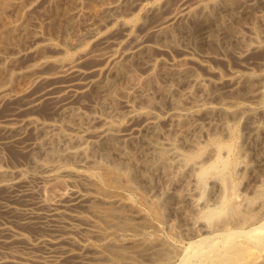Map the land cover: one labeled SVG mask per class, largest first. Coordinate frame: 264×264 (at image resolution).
<instances>
[{
	"label": "bare ground",
	"instance_id": "bare-ground-1",
	"mask_svg": "<svg viewBox=\"0 0 264 264\" xmlns=\"http://www.w3.org/2000/svg\"><path fill=\"white\" fill-rule=\"evenodd\" d=\"M83 1L75 0L68 9L65 0H48L42 17L59 18L60 7L73 22L83 13ZM208 1L109 0L74 30L70 23L62 24L68 21L63 15L57 25L34 17L20 25L23 41H10L11 46L19 43L9 52L0 50L3 81L33 75L28 90L19 95L0 79V264H120L117 259L138 253L152 254L161 264H264V155L257 167L248 165L251 176L241 190L233 171L245 162L236 160L241 150L229 121L240 115L252 126L256 122L252 108L237 99L255 97L264 79V55L249 62L250 54L264 47V0H217L214 5L210 0L211 12ZM253 13L262 20V30L255 23L246 33L236 27L241 22L237 17ZM191 17L195 23L187 22ZM200 38L233 45L242 72L235 68L223 76L205 56L195 57L193 46ZM250 65L259 68L257 75L243 72ZM45 104L52 111L39 116ZM164 119L168 127L161 130ZM214 129L233 140L222 141ZM54 144L63 147L54 150ZM10 148L26 162L11 159ZM154 168L168 179L180 176L186 188L200 189L211 179L217 187L213 206L204 203L208 199L201 205L190 188L174 194L175 201H191L195 213L187 220L190 241L176 255L160 251L146 234L145 239L136 237L148 226L146 214L119 193L134 191ZM60 180L67 185L54 192ZM138 196L156 219H163L161 206L170 198ZM118 230L128 236L124 243L115 241ZM174 256L177 260H170Z\"/></svg>",
	"mask_w": 264,
	"mask_h": 264
},
{
	"label": "rangeland",
	"instance_id": "rangeland-1",
	"mask_svg": "<svg viewBox=\"0 0 264 264\" xmlns=\"http://www.w3.org/2000/svg\"><path fill=\"white\" fill-rule=\"evenodd\" d=\"M69 1H70V3H69ZM73 1V2H72ZM74 1L75 0H65V2L67 3V6H68V9H69V7L71 6V3L72 4H74ZM107 1H109V0H84L83 2V13L82 14H80V15H76L75 17H74V21L72 22V19H70L69 18V16L68 15H66V13L68 12V10H67V6H66V3H63V4H61V6H63L64 8H63V10L65 11V10H67V12L65 11L64 12V14L62 13L63 11H62V8H60L59 7V10H60V12L58 11V15H57V17H61L62 15L65 17V19H68V21L66 20L65 22H67V23H65V22H62V24H64V25H68L69 23L71 24H69L68 26H69V29L70 30H74V28H75V26L76 25H78L80 22H83L85 19H86V17H87V15H90L92 12H96V11H98L102 6H103V4L105 3V2H107ZM210 1V0H209ZM208 1V2H209ZM213 1V0H212ZM212 1H210V2H212ZM216 1L217 0H214L212 3H213V5L216 3ZM6 2V4L7 5H5L4 3ZM47 2H48V0H13V2H12V0H1L0 1V6H1V8H0V50H2L3 51V49H4V51L3 52H5V50H6V52H9V51H11L12 50V47H14V45L16 44V43H19V41L20 40H22L23 38H21L20 36H19V30H20V25L23 23V22H30V20L28 21V19H33L34 17H38V18H41V20L40 21H45L46 22V24L45 25H57V19H59V18H56L55 20H54V17H53V19H47V20H45V15H44V17H42L43 15V13H44V9H43V6H45L46 4H47ZM209 2V10H210V12H211V9H212V11H213V6H212V3H210ZM232 2L234 3V4H236V3H238L237 2V0H232ZM17 3L19 4V5H17ZM171 3V2H170ZM169 4V3H168ZM2 5H4V8H3V6ZM66 6V8H65V6ZM70 5V6H69ZM5 6H8V7H5ZM212 6V7H211ZM263 7V6H262ZM262 7H260L259 9L260 10H262L263 8ZM42 9H43V12H42ZM7 10V11H6ZM263 11H264V9H263ZM8 12V13H7ZM41 13V14H40ZM49 12L47 11V14H48ZM45 14H46V11H45ZM59 14H60V16H59ZM68 14V13H67ZM254 14V15H253ZM253 14H251V15H248V14H246L245 16L244 15H241L239 18L237 17L236 18V20L238 21V22H240L239 20H241V22L240 23H237L236 22V20L235 19H233V21L231 20V23H234V22H236L237 23V25H236V27L238 26V29H242L241 31L242 32H247V26L248 25H255L256 24V26L258 25V27L260 28V29H258V30H262L261 28H263V23H262V20L261 19H259V21H257L258 20V18H257V15L255 14V13H253ZM36 15V16H35ZM38 15V16H37ZM68 16V17H67ZM44 20H43V19ZM254 18H256V20L254 19ZM4 20V21H3ZM48 20H49V22H48ZM53 20V21H52ZM57 20V21H56ZM140 20H142L141 18H140ZM193 22H192V21ZM254 20L256 21V22H254ZM56 21V22H55ZM185 21V22H184ZM189 21V23L191 24V23H195L196 22V20H195V18L194 17H191V18H189V20H187V22ZM253 21V22H252ZM8 22H10V23H8ZM55 24H54V23ZM183 22L184 23H186V20L184 19L183 20ZM183 22H181V24H184ZM251 22V23H250ZM40 23V22H39ZM255 23V24H254ZM24 24H26V23H23V25ZM28 25H31V24H33V21L31 22V23H27ZM42 24V23H41ZM61 24V25H62ZM19 25V26H18ZM22 25V26H23ZM44 25V24H43ZM21 26V27H22ZM32 26V25H31ZM30 26V27H31ZM19 27V28H18ZM53 29L55 28V27H52ZM51 27H50V29H52ZM52 29V32L54 31ZM10 30V31H9ZM55 32V31H54ZM8 33H10V34H8ZM20 37V38H19ZM201 39V38H200ZM14 40H19V41H15V43H14V45H13V43H12V46L10 45L11 44V42H13ZM204 40V41H203ZM11 41V42H10ZM23 41V40H22ZM21 41V42H22ZM202 41V42H201ZM216 41V43L214 42V41H210L209 43H208V41H206L205 39H201V40H199V42L198 43H196L195 44V47L193 46V44L190 42V44L193 46V48L195 49L194 51H195V57H204L205 56V58H207L208 59V62H209V64L210 65H212V67H214L216 70H217V72L219 73V74H221V75H223V76H225V73H226V75H227V73L232 69V70H240V71H237V73H240V72H242V70L240 69V67L236 64V60H235V58L233 57V54L231 53V51L235 48L233 45H232V48L229 46V48H231V50L228 48V46L226 45V43L224 42V44H223V41L221 42L220 40H215ZM218 41V42H217ZM4 42V43H3ZM205 42H207L208 44H210V45H208L207 43H204ZM221 42V43H220ZM174 44H178L177 43V41L174 43ZM172 45V48H173V51H177V45L175 46V45ZM199 44V45H198ZM202 44V45H201ZM204 44V45H203ZM207 44V45H206ZM221 44H223V45H221ZM9 45V46H8ZM197 45L200 47V48H198L197 47ZM201 45V46H200ZM4 46H6V48H2V47H4ZM9 48H8V47ZM225 46V47H224ZM229 49V50H227V48ZM2 48V49H1ZM197 48V49H196ZM261 48V49H260ZM260 48H258L256 51H254L253 52V54L251 53L250 55L251 56H249V58L251 59V61L249 60V58H248V60H249V62H255V61H257V60H259V59H261V58H263V55H264V47H260ZM7 49H9V51H7ZM227 51H229V52H227ZM1 52V51H0ZM45 52H47V50L45 51ZM2 53V52H1ZM221 53H223V54H221ZM261 53V54H260ZM230 54H231V56H230ZM255 54V55H254ZM220 55H223L224 57V60H226V61H224V60H221V61H216L215 59H212L214 56H220ZM228 55V56H227ZM259 55V56H258ZM253 59H252V58ZM17 61L19 62V60L18 59H15L14 61H13V63H17ZM9 64H6V66H8ZM250 67L251 68H249V69H244V71L243 72H248L249 74H251V75H253V76H255V75H257L258 73H259V68L258 67H255V66H252V65H250ZM234 68V69H233ZM236 68V69H235ZM3 70V69H2ZM253 70V71H252ZM228 71V72H227ZM31 73V72H30ZM30 73L28 72V73H25L26 75H22V74H19L18 75V77H12L11 79H9V81L7 82V81H3L4 80V75L2 76V77H0V79L2 80V82H7V88H9V91L11 92V93H13V94H17V95H19V94H22V93H24L25 91H27L28 90V87H29V85H30V82L32 81L31 80V78L33 77V75H32V73H31V75H30ZM198 73H200V74H205V71H203V70H201V69H198ZM224 73V74H223ZM2 74V73H1ZM0 74V75H1ZM4 74V73H3ZM28 74V75H27ZM229 74V73H228ZM0 80V81H1ZM263 81V82H262ZM261 81V83H259V88H258V93L256 94V98L255 97H253V98H249V99H247V98H242V97H240L239 99H237V100H239V101H242V102H244V103H246L249 107H251L252 109V111H253V117H252V119L254 120V121H256L254 124H253V126H252V122H250L251 120H249V118L247 117V116H240V115H238L239 116V118H237L236 116H232L233 118H231V116H229V121H230V124H233L232 126L236 129V131H237V137H236V139H235V142H236V144L238 145V147L240 148V150H241V152H240V154L244 157L245 156V158L247 159L246 161L244 160V158L242 159V156L241 155H237V158H236V160H238V162L240 163V164H243L244 162H245V166L243 165V167H241V168H238L239 170H240V172H239V170L238 169H234V171H233V177H234V179H239V181H238V184L240 185L239 186V188L242 190L243 189V185H245L244 183H246V181L248 180V177H250L251 175V173H250V171H248V170H250V167L252 166L253 168L254 167H257V165L259 164V162L257 163L256 161H259V160H261V157L264 155V133H262L263 131L262 130H260L259 128L263 125V122H262V120L264 119V112H263V110H264V85H262V84H264V79ZM11 82V83H10ZM1 83V82H0ZM262 87V88H261ZM202 91H197V96L199 97L200 96V94H202L201 96L203 97H199L200 99H204L205 98V94L204 93H201ZM199 94V95H198ZM90 97V96H89ZM259 97V98H258ZM241 99V100H240ZM246 99H247V101H246ZM253 99V100H252ZM49 104H45V106L43 105L41 108H40V114H39V116H45L46 117V115L48 114V115H50V113H51V106L49 105ZM252 105V106H251ZM257 106V107H256ZM50 107V108H49ZM49 109L51 110V111H49ZM165 109H168V108H165ZM153 111H156V113H158V115L159 116H164L165 114L161 111V113H160V111L159 110H153ZM258 112H260V113H258ZM162 113H163V115H162ZM257 113V114H256ZM47 115V116H48ZM256 115V116H255ZM242 117V118H241ZM244 117H247V118H244ZM263 118V119H262ZM233 119V120H232ZM235 119H237V120H235ZM261 120V121H257V120ZM241 120V121H240ZM233 121V122H232ZM247 121H248V123H247ZM124 121H121V123H123ZM164 122V123H163ZM258 122H261V123H258ZM247 125H246V124ZM258 123V124H257ZM250 124V125H249ZM167 125V126H166ZM258 126V127H256V126ZM245 126V127H244ZM248 127V129L246 130L245 128H247ZM255 126V127H254ZM161 127H162V129H161ZM168 127V123L165 121V119L164 120H162L161 121V125H159V128L161 129V130H165V128H167ZM164 128V129H163ZM249 129H251V131H249ZM215 130V131H214ZM212 132H218V130L217 129H214ZM262 131L261 133H260V131ZM254 131H256V132H254ZM211 132V133H212ZM249 133V134H248ZM259 133V134H258ZM213 134V133H212ZM215 134H219L220 136H218V137H220V139L222 140V141H226V142H230L231 140H233L230 136H228V135H225V134H220L219 132L218 133H215ZM223 137H222V136ZM224 135H225V137H224ZM252 135V136H251ZM257 135V136H256ZM228 136V137H227ZM263 136V137H262ZM245 137V138H244ZM248 137V138H247ZM251 137V138H250ZM261 139H259V138ZM240 139V140H239ZM243 139V140H242ZM256 139V140H255ZM261 141H259V140ZM246 140V141H245ZM249 140H250V142H249ZM253 140V141H252ZM263 141V142H262ZM255 142V143H254ZM241 143H242V145H241ZM248 143V144H247ZM253 143V144H252ZM258 143H260V144H258ZM249 144H252V145H249ZM61 145L62 144H60V145H58V144H54V145H52L53 146V149L54 150H56L57 148H60L61 147ZM249 145V147H246V146H248ZM52 146L51 147H48L49 149L51 148L52 149ZM259 146H262L261 148L259 147ZM62 147H63V145H62ZM61 147V148H62ZM251 147H252V149H251ZM253 147H255V148H253ZM246 148H248V149H246ZM258 148V149H257ZM48 149V151L49 152H53V149L52 150H49ZM260 149H262V151L260 152ZM250 150V151H249ZM256 150V153H254V151ZM260 153H259V152ZM246 153V154H245ZM254 153V154H253ZM9 154H10V156H11V159H16V160H14V161H21V162H26V157L24 156V155H22V154H20L18 151H16L15 149H11L10 148V150H9ZM20 154V155H19ZM248 154V155H247ZM18 155H19V157H18ZM246 155H247V157H246ZM258 155V156H257ZM22 156H24V157H22ZM17 157V158H16ZM258 157H260V158H258ZM241 158V159H240ZM255 158V159H254ZM251 159H253V160H251ZM240 160V161H239ZM249 160V161H248ZM250 162V163H249ZM251 162H253V165H252V163ZM247 165V166H246ZM248 165H250V167L248 166ZM243 169H246V172H248V173H245V171L243 170ZM248 169V170H247ZM241 170H243V173L241 172ZM160 171V172H159ZM237 171L239 172V173H237ZM162 172V173H161ZM160 173V174H159ZM237 173V174H236ZM240 173H242V174H240ZM146 174H147V177H148V182L146 181V180H143V179H140L139 181H140V183H139V181H138V183H136V184H139V185H136V189L133 191V190H128V189H120V191H119V193L121 194V196H123L124 195V197H129L130 198V200H131V202H132V204H133V206L134 207H137V208H139V209H141V211H143L145 214H146V217H145V221L146 222H149L148 223V226L146 225V227H144V228H142V229H140V231H138V233L136 234V237H139L140 239L142 238H144V236H145V234H146V236H145V238H146V240H150L151 242L153 241V242H156L157 244H158V246H159V249H160V251H165V253H168V254H175L176 255V250H181V248H183V247H185L186 245H187V243L190 241V239H188V237H187V231H188V229H189V227H188V222H187V220H188V218L189 217H192V216H190L191 214H193V217L195 216V213L190 209L191 207V201H190V203L189 202H187V201H179V200H176L175 201V198L177 199V196L176 195H174L175 193H182V192H185L186 191V189H193V191H194V197H196L197 199L199 198V199H201V201H199V203L201 204V205H203L204 203L206 204L207 203V201H209V203H207L208 205H210V206H213L212 205V203H214L213 202V197H215L214 195L216 194V190H217V187L215 186V184H213L214 182H212L213 181V179H211V180H208L205 184H204V186H201L202 188H200V189H198V187L197 188H195V186H192V185H188L187 187L188 188H186V186L183 184H181L180 182L181 181H179V178H180V176L178 177V176H175V175H173V177H170V179H168V177L165 175V173L161 170V169H159V168H154V169H150V170H147V172H146ZM153 174V175H152ZM236 174V175H235ZM239 174V175H238ZM244 174V175H243ZM246 174H248L247 176H246ZM163 175V176H162ZM238 175V176H237ZM244 176V177H243ZM147 179V178H146ZM165 179V180H164ZM167 179V180H166ZM240 179H243V181H241L240 182ZM64 180V179H63ZM63 180H60L59 182H57L56 184H55V187H56V185H57V188H54L53 189V191L54 192H58V191H61V190H63L64 189V187L67 185L65 182L66 181H63ZM142 181H144L143 183H142ZM167 181V182H166ZM151 182H153V183H151ZM164 182V183H163ZM169 182V183H168ZM244 182V183H243ZM142 183V184H141ZM165 184H166V186H165ZM168 184V185H167ZM172 184V185H171ZM208 184V185H207ZM212 184V185H211ZM150 185V187H148ZM165 187H164V186ZM173 185H177L176 187H179V188H181V189H179V188H174L175 186H173ZM213 185H214V187H213ZM145 186V187H144ZM146 186H147V188H146ZM169 186V187H168ZM170 186H171V189H170ZM207 187V188H206ZM63 188V189H62ZM142 188V189H141ZM145 188V189H144ZM185 188V189H184ZM196 190H195V189ZM169 189V190H168ZM177 189V190H176ZM208 189V190H207ZM139 190H142V192L141 191H139ZM166 190H168V192L166 191ZM207 190V191H206ZM143 191H145V192H143ZM202 191V195L200 194V192ZM172 192V193H171ZM198 192V193H197ZM205 192H207V193H205ZM123 193V194H122ZM125 193V194H124ZM137 193H139V194H143V195H145L146 194V196L147 197H155L156 199H158L159 201L160 200H162L163 199V201H164V199H166V198H170V201H169V203H167L168 205L167 206H161V210L163 209V212H164V214H163V219H161V220H158V219H156L155 217H154V215H153V213L152 212H150L151 210H150V206L148 205V204H143V203H141L140 202V200L138 199V195L139 194H137ZM152 194V195H151ZM165 196H164V195ZM168 194V195H167ZM200 196H199V195ZM126 195V196H125ZM132 197H131V196ZM134 195V196H133ZM151 195V196H150ZM158 195V196H157ZM161 197H160V196ZM204 195H207L206 197L204 196ZM213 195V196H212ZM165 198H164V197ZM204 196V197H203ZM159 197V198H158ZM163 197V198H162ZM203 197V198H202ZM210 197H212V198H210ZM212 200H210V199ZM133 199V200H132ZM203 199V200H202ZM204 199H208V200H206L205 202H204ZM134 202V203H133ZM139 202V204H137ZM204 202V203H203ZM212 202V203H211ZM186 206H185V205ZM137 205V206H136ZM145 205V206H144ZM200 205V206H201ZM184 206V207H183ZM163 207V208H162ZM171 207V209H168V208H170ZM149 208V209H148ZM175 208L177 209V210H175ZM192 212H191V211ZM146 211V212H145ZM183 211V212H182ZM191 212V213H190ZM181 213H183V214H181ZM148 214V215H147ZM166 215V216H165ZM149 218V219H148ZM183 218V219H182ZM151 221V222H150ZM181 221H182V223H181ZM184 221H185V223H184ZM154 225H153V224ZM183 223H184V225H183ZM187 223V224H186ZM147 224V223H146ZM158 224V225H157ZM153 225V226H152ZM156 226V227H155ZM152 227H154V228H152ZM156 228H158V229H156ZM141 234H140V233ZM148 232L150 233V235L148 234ZM123 233V231H120V230H118L117 231V234H116V236L114 237L115 238V241H116V243H118V244H121V243H124V241H127V235H124V234H122ZM158 233V234H157ZM177 233V234H176ZM153 234V235H152ZM174 234V235H173ZM178 234H180L179 236H178ZM185 236H184V235ZM162 235V236H161ZM172 235V236H171ZM176 235V236H175ZM118 236L120 237L121 236V238L120 239H118ZM158 236V237H157ZM174 236V237H173ZM175 237H177V238H175ZM144 238V239H145ZM77 239H80L79 237H77ZM164 239V240H163ZM178 239H179V241H178ZM173 240V241H172ZM184 240V241H183ZM166 242H168V243H166ZM160 243V244H159ZM166 243V244H165ZM172 243V244H171ZM162 244V245H161ZM165 244V246H163ZM175 244H177V245H175ZM186 244V245H185ZM168 245H171V246H168ZM181 245V246H180ZM184 245V246H183ZM163 246V247H162ZM173 246V247H172ZM166 247H167V249H166ZM170 249H169V248ZM172 247V248H171ZM178 247V248H177ZM180 248V249H179ZM162 249H164V250H162ZM172 251V252H171ZM175 251V252H174ZM139 255L141 254V253H138ZM138 254H134V258H120V259H117L119 262L120 261H122V262H124L123 264H161L162 262H163V260L161 261H157V260H155L154 261V258L152 257V254H149V253H142L140 256H138ZM148 254V255H147ZM145 255H147V256H145ZM144 256L146 257V258H144ZM143 257V258H142ZM151 257V258H150ZM142 258V259H141ZM150 259V260H149ZM138 260H139V262H138ZM147 260V261H146ZM170 260H172V261H176L177 260V257L176 256H174V257H171L170 258ZM144 261V262H143ZM149 261V262H148ZM122 262L120 263V264H122ZM125 262H127V263H125ZM131 262V263H130ZM152 262V263H151Z\"/></svg>",
	"mask_w": 264,
	"mask_h": 264
}]
</instances>
